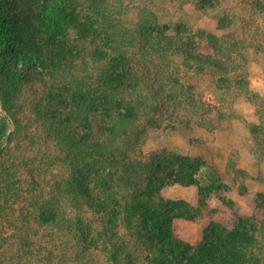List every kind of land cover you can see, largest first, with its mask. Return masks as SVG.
<instances>
[{"label":"trees","instance_id":"1","mask_svg":"<svg viewBox=\"0 0 264 264\" xmlns=\"http://www.w3.org/2000/svg\"><path fill=\"white\" fill-rule=\"evenodd\" d=\"M121 1L0 0V51L15 54L11 62L0 54L2 103L7 109L8 97H27L52 74L47 98L60 94L65 110L62 142L52 140L60 127L44 106V149L20 141L0 150V224L15 228L9 264H264V196L253 215L231 226L211 222L198 244L177 235L176 218L195 220L203 210L165 198L163 186L210 191L218 180L206 182L197 165H176L174 155L167 166L155 152L145 159L143 136L163 124L157 115L169 111L165 97H173L155 58L173 41L170 24L160 35L152 21L128 24ZM208 56L192 55L211 64ZM10 120L18 130L24 126L8 111L0 138ZM74 121L82 129L71 131ZM25 137L38 144L33 134ZM12 149L20 161L17 180L8 166ZM53 157L60 175L49 167ZM4 239L0 233V248Z\"/></svg>","mask_w":264,"mask_h":264},{"label":"rangeland","instance_id":"2","mask_svg":"<svg viewBox=\"0 0 264 264\" xmlns=\"http://www.w3.org/2000/svg\"><path fill=\"white\" fill-rule=\"evenodd\" d=\"M258 3L264 0H122L119 4L128 24L152 21L157 30L155 35H160L162 29L166 31L165 25L170 24L166 35L173 41L168 50L155 58L158 78L164 85L172 86L173 97H165L169 111L157 115L164 119L163 124L149 127L143 136L145 159L150 160L149 155L155 152L167 166L169 157L174 155L171 159L176 165L180 162L197 165L206 182L218 180L210 185L211 192L202 191L197 184L173 182L161 190L165 198L183 199L203 210L195 220L184 217L174 220L177 235L191 244L203 239L213 221L231 226L238 216L253 215L258 200L264 196V149L260 142L264 140V8ZM2 35L0 31V43ZM3 53L7 61H14L15 54L5 49L0 51ZM199 54L212 56V63L192 57ZM52 76L43 77L27 97H8L7 109L0 94V119L9 111V115L22 119L24 125L18 130L14 121L8 122L7 131L0 138V150L3 144L16 148L20 141L43 148L39 132L47 130L39 125L44 123V106L52 107L50 120L60 127V133L52 135V140L62 142L65 126L60 122L65 110L60 94H55L54 102L47 98ZM1 83L4 81L0 80ZM250 88L260 91L259 94L254 91L255 96L247 94L246 89ZM75 125L82 129L74 121L71 131H75ZM254 131L259 133L255 135ZM26 134H33L38 144L28 142ZM52 151L61 155L56 148ZM10 154L11 179L17 180L20 161L15 150ZM55 160L51 158L49 167L52 174L60 175L57 165H53ZM14 231L12 225L4 228L0 224V233L5 238L0 248V264L10 263V252L6 249ZM4 251L7 253L1 254Z\"/></svg>","mask_w":264,"mask_h":264},{"label":"crops","instance_id":"3","mask_svg":"<svg viewBox=\"0 0 264 264\" xmlns=\"http://www.w3.org/2000/svg\"><path fill=\"white\" fill-rule=\"evenodd\" d=\"M249 87H251V86H249ZM251 90H252V91H251ZM253 91L256 92L255 95H258V94H259L258 92H260V91H255V90H253L252 88H250V90H249V89H246L247 94L250 93V94L254 95ZM255 95H254V96H255Z\"/></svg>","mask_w":264,"mask_h":264}]
</instances>
